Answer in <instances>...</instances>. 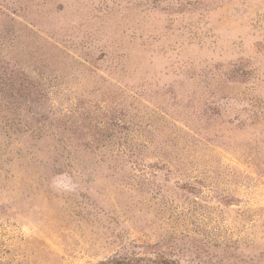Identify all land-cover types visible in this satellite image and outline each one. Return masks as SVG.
Instances as JSON below:
<instances>
[{
  "label": "rangeland",
  "instance_id": "1",
  "mask_svg": "<svg viewBox=\"0 0 264 264\" xmlns=\"http://www.w3.org/2000/svg\"><path fill=\"white\" fill-rule=\"evenodd\" d=\"M0 264H264V0H0Z\"/></svg>",
  "mask_w": 264,
  "mask_h": 264
}]
</instances>
